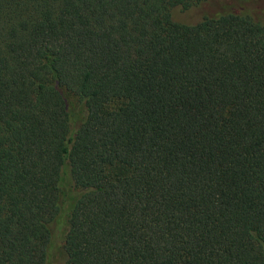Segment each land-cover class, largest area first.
Listing matches in <instances>:
<instances>
[{"label":"trees","instance_id":"trees-1","mask_svg":"<svg viewBox=\"0 0 264 264\" xmlns=\"http://www.w3.org/2000/svg\"><path fill=\"white\" fill-rule=\"evenodd\" d=\"M0 264H264V0H0Z\"/></svg>","mask_w":264,"mask_h":264},{"label":"rangeland","instance_id":"rangeland-1","mask_svg":"<svg viewBox=\"0 0 264 264\" xmlns=\"http://www.w3.org/2000/svg\"><path fill=\"white\" fill-rule=\"evenodd\" d=\"M200 12H201V9L199 8V9H194L188 12H178L176 13V15L178 17H183V18H194L197 15H199Z\"/></svg>","mask_w":264,"mask_h":264}]
</instances>
